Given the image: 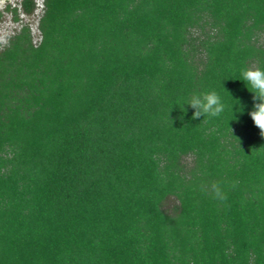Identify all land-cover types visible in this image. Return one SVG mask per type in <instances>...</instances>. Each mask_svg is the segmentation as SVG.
<instances>
[{
	"label": "trees",
	"instance_id": "1",
	"mask_svg": "<svg viewBox=\"0 0 264 264\" xmlns=\"http://www.w3.org/2000/svg\"><path fill=\"white\" fill-rule=\"evenodd\" d=\"M39 31L0 50V264H264V0H44Z\"/></svg>",
	"mask_w": 264,
	"mask_h": 264
},
{
	"label": "clouds",
	"instance_id": "2",
	"mask_svg": "<svg viewBox=\"0 0 264 264\" xmlns=\"http://www.w3.org/2000/svg\"><path fill=\"white\" fill-rule=\"evenodd\" d=\"M241 80L245 82L248 91L253 93V110L249 115L255 126L260 130V135L264 137V70L259 68L245 69L242 71ZM187 105L195 110L192 119H197L205 115L216 117L225 109V104L215 91L193 96ZM212 190L216 198L220 200L226 198L218 184H213Z\"/></svg>",
	"mask_w": 264,
	"mask_h": 264
},
{
	"label": "rangeland",
	"instance_id": "3",
	"mask_svg": "<svg viewBox=\"0 0 264 264\" xmlns=\"http://www.w3.org/2000/svg\"><path fill=\"white\" fill-rule=\"evenodd\" d=\"M23 0H0V50L9 42V39L19 32L23 26L28 25L37 43L41 39L39 22L43 13V1L35 0L38 9L31 15H27L22 10ZM8 8L19 10V20H15V14Z\"/></svg>",
	"mask_w": 264,
	"mask_h": 264
},
{
	"label": "flooded vegetation",
	"instance_id": "4",
	"mask_svg": "<svg viewBox=\"0 0 264 264\" xmlns=\"http://www.w3.org/2000/svg\"><path fill=\"white\" fill-rule=\"evenodd\" d=\"M37 9H38V5H37ZM37 9H36V10H37ZM36 10H35V11H36Z\"/></svg>",
	"mask_w": 264,
	"mask_h": 264
}]
</instances>
